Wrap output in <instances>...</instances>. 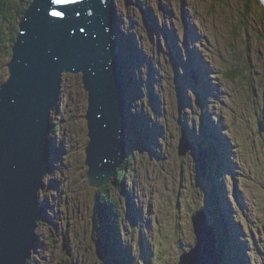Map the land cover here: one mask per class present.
Segmentation results:
<instances>
[{
	"label": "rangeland",
	"instance_id": "rangeland-1",
	"mask_svg": "<svg viewBox=\"0 0 264 264\" xmlns=\"http://www.w3.org/2000/svg\"><path fill=\"white\" fill-rule=\"evenodd\" d=\"M30 1H21L25 10ZM133 2L113 0L111 15L118 55L123 57L120 66L125 77L129 74L124 78L126 106L130 105L124 115L129 171L125 189L116 183L111 191L119 200V249L125 246L131 252V264H150L151 259L153 264H178L183 250L197 243L193 212L204 207L211 216L214 206L218 218L225 216L233 223L230 233L237 235L245 264H264V2ZM132 16L138 17L137 23ZM6 54L0 57L1 84L9 76L11 57ZM82 76L62 75L61 109L52 115L57 126L51 141L52 170L40 193L47 211L37 230L31 264H120L99 247L95 236L96 188L87 178L89 135ZM214 130L224 137L225 143L217 144L221 151L228 152L230 146V156L237 159L217 157L228 172L223 185L215 181L220 184L217 198L212 197L213 189L206 191L207 177L202 178L197 156V146H206V134L211 132L215 143ZM184 132L195 139L189 140L196 153L180 156ZM226 235L228 231L220 236ZM222 245L228 247L227 240ZM156 248L162 256L154 253Z\"/></svg>",
	"mask_w": 264,
	"mask_h": 264
},
{
	"label": "water",
	"instance_id": "water-1",
	"mask_svg": "<svg viewBox=\"0 0 264 264\" xmlns=\"http://www.w3.org/2000/svg\"><path fill=\"white\" fill-rule=\"evenodd\" d=\"M112 6L111 0H31L25 11L8 80L0 88V264H28L36 248L46 210L39 195L51 170L52 112L64 72H83L90 183H108L125 160L126 88ZM182 141L180 154L186 155L193 146L187 138ZM205 154L199 153L203 177ZM192 221L197 243L179 264H219L206 213L196 211Z\"/></svg>",
	"mask_w": 264,
	"mask_h": 264
},
{
	"label": "trees",
	"instance_id": "trees-1",
	"mask_svg": "<svg viewBox=\"0 0 264 264\" xmlns=\"http://www.w3.org/2000/svg\"><path fill=\"white\" fill-rule=\"evenodd\" d=\"M21 1L22 0H0V57L2 53L5 52L7 53L6 55H8V58H12L13 46L15 45L20 32V21L26 11L25 5ZM28 5L29 4H27V6ZM246 5L247 9H250V6L248 4ZM262 6L264 7V3ZM261 20L264 22V16ZM232 73L234 76L235 72L232 71ZM2 75L3 67L0 65V88L2 86ZM56 129L57 126L54 125L52 131L55 132ZM127 139L129 141V138ZM215 155L214 150V154H212V156ZM128 162L129 157H127L125 162H123V166L117 171L115 178L107 184H103L102 186H93L89 181V185L96 188V209L94 214L95 236L99 247L103 248L108 253L116 252V245L119 244L120 237V235L118 236L117 229L120 219L119 200L118 198L112 196L111 191L115 188L116 183L120 184L122 189H125V178L129 171ZM211 162L212 161L210 160V163ZM86 165L89 166L87 162ZM211 165H213V163ZM217 172L221 171L217 170L214 172V170L211 169L210 183L213 174ZM210 183L208 181L209 189H211V186L209 185ZM213 210L215 214L216 211L214 208ZM122 261L124 260H122L121 257H118L116 263L120 262V264H125ZM31 263L32 260L29 264Z\"/></svg>",
	"mask_w": 264,
	"mask_h": 264
},
{
	"label": "bare ground",
	"instance_id": "bare-ground-1",
	"mask_svg": "<svg viewBox=\"0 0 264 264\" xmlns=\"http://www.w3.org/2000/svg\"><path fill=\"white\" fill-rule=\"evenodd\" d=\"M111 1H113V0H111ZM130 2H133V0H130ZM133 4H134V2H133ZM131 8H132V11H133V5L131 6ZM25 14V13H24ZM133 17V16H132ZM137 18L138 17H133V22L134 23H137L138 22V20H137ZM20 25H21V22H20ZM21 27V26H20ZM113 27H114V32L115 33H117V27H116V25H113ZM115 37H116V34H115ZM139 46H141V43H139ZM120 50V48L117 46V50ZM119 52V51H118ZM122 53V52H121ZM180 54V53H179ZM119 56V55H118ZM154 62H157L156 60L154 61ZM154 64V63H153ZM122 67V66H121ZM155 68V67H154ZM122 70H123V72H124V67H122L121 68ZM159 70V69H158ZM157 71V70H156ZM159 72V71H158ZM126 73V72H125ZM179 74H180V72H179V70H178V72H177V76H179ZM129 76V74L128 73H126V77H128ZM180 77L182 78V77H185L184 76V74L183 73H181V75H180ZM8 80V79H7ZM183 80V79H182ZM207 80V79H206ZM126 80L124 79V82H125ZM183 82V81H182ZM208 82V81H207ZM127 83V82H126ZM125 83V84H126ZM125 84H124V87H125ZM206 84V82H205V80H202V85H205ZM179 88V87H178ZM183 90H184V88H182ZM127 97V96H126ZM129 103H128V105L126 106L127 107V110H128V108H129ZM125 117V116H124ZM153 120H155V119H153ZM204 121V120H203ZM127 122H128V119L127 118H125V119H123V131L125 130V127H126V125H127ZM204 125H205V129L207 128L208 129V126H209V123L208 122H205L204 121ZM201 126H203V125H201ZM218 127V126H217ZM220 130H221V132H222V129L220 128ZM210 134H211V132H210ZM210 134H206V136L204 137V141H205V143H206V150L208 151V158L212 161L211 162V164L213 163V167L214 168H216L217 167V169L219 170V171H221V172H217V174H213V184L211 185V189H213V195H212V197L214 198H217V195H218V193H217V188H219L220 187V184H218V183H216L215 181H217V182H221V185H223L222 184V180H223V178L225 177V179H226V177H227V174H228V172L226 171V169H225V167H223L221 164H222V162H223V159H229V160H235L236 162H237V159H235V156L233 155V156H230L231 154H232V152L230 151V149H231V147L229 146V151L227 152V151H225L224 152V150L223 151H221V148L220 147H218V145H220V144H224L225 142H224V137H220L217 133H216V130H214V132H212V135H214V139L213 140H215V142H217V140H219L218 141V145H217V151L220 153V152H222V154L223 155H220L219 153L217 154V155H215V156H212V154H210L211 153V150L213 149H215V145H213V142H211V135ZM186 134H185V132L183 133V135L181 136V138L179 139V147H180V145H181V142H183L182 141V139L183 138H187L188 140L190 139V137L189 136H185ZM183 136H185V137H183ZM207 138V139H206ZM210 139V140H209ZM193 140H195V139H193ZM223 141V142H222ZM227 141V140H226ZM128 143V142H127ZM229 143H230V140H228V144L227 145H229ZM216 150V149H215ZM214 152V151H213ZM179 154H180V149H179ZM181 155V154H180ZM52 157V153L50 154V158ZM217 157H220V158H222L223 157V159L222 160H217ZM52 162V161H51ZM227 173V174H226ZM229 174H234V173H231V172H229ZM207 177V178H206ZM206 178V179H205ZM204 179L208 182L209 181V179H210V175H207V176H205L204 177ZM218 180H220V181H218ZM215 192V193H214ZM222 192H224V186H222ZM213 208H214V206H213ZM215 209V208H214ZM206 210V209H205ZM111 211V210H110ZM207 211V210H206ZM205 211V212H206ZM231 211V210H230ZM206 214H208L207 212H206ZM218 213L215 215V217H214V219L215 220H218L217 218H218ZM222 218L220 219V220H222L223 222L222 223H224L223 225H225L226 226V229L228 230V235H226V239H227V245L229 246H231V247H233V245H232V243L233 242H235V241H237L238 239H237V235H234V233H230L231 231H232V229L234 228L233 227V223H231V221L230 222H228L229 220H227V218L225 217V216H221ZM228 222H226V221ZM232 228V229H231ZM236 230H234V232H235ZM226 232V231H225ZM225 234V233H224ZM222 247H223V250H224V248H225V246L224 245H222ZM227 247V246H226ZM238 248H240V249H242L239 245H238ZM238 248H236V247H233V251H231V249H229L228 250V256H230V258H232L233 256H234V259L235 258H237V257H241V256H243L241 253H240V251H239V249ZM245 249V248H244ZM235 250H236V252H235ZM243 250V249H242ZM230 254H234V255H230ZM223 256H226V254H224ZM225 262V260H223V263Z\"/></svg>",
	"mask_w": 264,
	"mask_h": 264
},
{
	"label": "snow or ice",
	"instance_id": "snow-or-ice-1",
	"mask_svg": "<svg viewBox=\"0 0 264 264\" xmlns=\"http://www.w3.org/2000/svg\"><path fill=\"white\" fill-rule=\"evenodd\" d=\"M60 2H61V0H52V3H60ZM52 15L61 16V15H63V13L62 12H53Z\"/></svg>",
	"mask_w": 264,
	"mask_h": 264
}]
</instances>
